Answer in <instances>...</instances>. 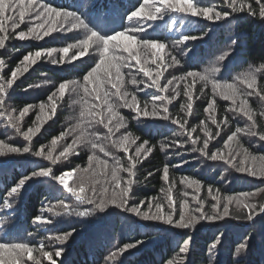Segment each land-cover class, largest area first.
Returning a JSON list of instances; mask_svg holds the SVG:
<instances>
[{
    "label": "trees",
    "instance_id": "16d2710c",
    "mask_svg": "<svg viewBox=\"0 0 264 264\" xmlns=\"http://www.w3.org/2000/svg\"><path fill=\"white\" fill-rule=\"evenodd\" d=\"M38 2L55 7L62 13H76L90 28L94 26L105 33L114 34L126 31L136 24L138 18L134 17L129 21L127 17L138 9L142 0H38ZM247 2L252 4L255 15H250L246 9L232 13L227 19L213 22L200 16L191 17L170 12L164 20L156 21L147 32L128 34L166 43L168 47L165 49V54L171 51L181 61L176 67L168 68L166 71L161 69L164 71L160 81L162 85L173 76L180 77L187 71L204 74L208 70L218 68L219 71L213 72L211 79L221 85L236 86L242 95L237 97L234 107L238 109L240 101L246 99L247 107L256 121L254 130L260 132L264 131V115H262L264 99H261V95H264V18L259 16V6L255 0H247ZM197 3L202 6L217 5L220 11H231L223 5L222 0H197ZM145 10L149 9L146 7ZM172 18L177 24L175 30L169 31L168 26ZM59 19L57 27L60 30L52 31L42 39H37L36 34L33 33L25 40L17 39L16 34L20 31L28 33L30 28L41 21L26 16L25 22L21 23L15 32L11 30V21L6 22L9 39L6 40L5 47L0 49V60L4 61L0 76L4 81L11 79V72L17 67H22L21 62L26 55L38 50L43 54L40 58H35L34 64L28 65L26 72L18 73L11 88L6 91L4 106L0 108V112L4 113L0 115V142L8 147L23 149L28 146L31 149L30 153L11 152L8 147L0 149V242L8 244L23 242L32 246L33 255L40 264H50L39 252L41 244L44 245L45 251L53 253L56 264H264V213L260 212V206L264 205V180L257 179L247 172L239 173L235 167L221 160L210 159L214 152L227 157V153L224 154L223 151L227 137L238 127L249 128L252 121L239 111L236 113L227 111L229 107H233L232 102L223 99L219 92L214 93L211 83L204 86L202 81L196 82L193 90V110L189 116L186 115V109L181 110V106L187 101L183 95L184 81L174 80L167 92L160 93L155 88H146L143 83L134 86L125 76V84L121 91L127 90L136 94L141 108L147 101L149 112L152 111V96L172 97L175 95L172 87L179 84L177 91L181 94L169 105V120L161 118L164 113L159 109V105L163 102L155 101L159 116L145 117L141 114L137 117L135 112L121 107L118 111L125 118V127L120 128L118 132L114 128V133L108 134L107 129L99 123H93L89 127L88 121L92 117L87 114L81 116V112L85 111L88 105L101 103V100H93L92 96L85 95L84 77L92 72L104 57L103 46L91 42L85 49L82 41L87 40L90 31L82 26L68 31V28L76 22L75 17L65 18L62 14ZM148 23L152 22L148 21ZM42 32L43 30H40L41 35ZM181 34L200 38L190 40L186 45H174V41ZM64 47L69 48L66 56L59 51ZM51 49L58 51L48 56L47 52ZM121 54L127 55V53ZM108 55H111V49ZM62 56L63 60H61ZM221 56L224 58L219 59ZM73 57L77 58L73 59ZM53 60L56 63H53ZM108 63L106 59L105 65L90 77L87 82L90 90L100 86L105 78V68ZM133 64L135 65V62ZM149 66L155 68V65ZM121 71L129 72L127 68ZM136 75L138 80L151 83L142 73ZM253 77L256 80L255 90L249 88L247 84ZM62 82H68L69 86L62 98L59 95L54 98L55 113H52L51 107H46L41 114L40 103L44 102L48 105L49 96L58 91V86ZM103 87L115 92V89L107 83H104ZM220 91L227 92V89L222 88ZM249 92L252 95H248ZM256 92H260L261 95H257ZM112 99L115 100V97ZM213 99L215 108L209 113L206 109ZM85 101H88V105ZM26 106L33 107L21 118L20 113ZM102 108L106 112L107 105H102ZM37 115H41L46 122L30 141L26 140L23 133L36 126ZM210 115L216 117L217 123L223 121L226 116L229 122L226 126L220 123V136L210 141L208 156H202L199 152L191 151L192 145L184 129L178 124H172L171 119L181 121L187 119L188 123L185 127L189 130L196 127L197 131L192 133V136L200 137L197 147H202L206 138L202 131L204 125H207L213 135L218 130L217 125L212 124L209 119ZM48 116H51V119H47ZM103 118L106 122L108 115L105 114ZM95 119L99 120L100 117L96 116ZM116 122L113 121V127ZM16 127H19V133ZM62 133L68 135L61 139ZM82 133L84 138L72 145ZM92 133H100L98 143L104 146L105 151L109 153L108 156L99 149L91 148L89 141L95 139ZM129 133L131 136L126 145L127 152L114 146L113 141H120ZM54 138L57 140L55 146L52 145ZM132 140H135V143H132ZM145 141H147L145 149L150 148L151 152H142L139 157L140 162L136 166V175L133 178L136 181L133 186L134 196L128 201L129 208L133 205H142L141 211H147L148 203L157 197L165 204V212L169 210L161 191L162 188L166 190L168 187L162 180V170L165 165L169 166L170 180L175 181L172 196L175 201L174 219L176 220L179 219L180 205L184 200L189 202L190 207H196L192 200L193 195L203 199L206 213L214 214L212 205L216 201L208 195L209 187L213 189L214 195L217 194L216 190L219 192L221 214L224 197L234 196L244 199V193L252 194L246 199L249 204H255L256 208L250 211L249 208L235 205L233 201L229 205V214L223 219L202 220L194 228L181 229L160 221L144 220L141 216L111 203L104 212H92L90 210L95 207L94 204L77 201L70 191L53 178L72 171V180L68 182L69 188L78 189L79 177L83 170L88 168L90 181L86 186V193L82 195L98 202L102 187L107 186L111 195L114 158H119L121 164L127 165L128 157L134 156L136 148ZM173 141L185 143L180 147L173 144ZM69 145H72L71 151L66 157L60 156ZM42 146L46 154L52 152L53 158H56L55 163L43 156L32 155ZM230 147L231 150H238L243 159L245 149L250 157L264 156V141L259 140L258 136L240 133L237 139L231 142ZM90 156H96L98 160H106L108 168L105 170L98 160L93 161L89 168ZM48 167L53 170L51 176L33 177L26 181L24 189L18 195H9L11 187L15 186L20 178ZM93 172L96 175H92ZM119 176L123 180L129 178L128 173L124 171L119 172ZM184 177L200 182L199 193H196L195 186L188 187L180 183ZM93 186L96 188L95 195L92 192ZM185 192L188 193L187 196L184 195ZM5 200L11 203L10 207H3ZM81 211H90V214L85 216L76 214ZM249 214L259 217L250 223L252 219H247ZM38 216L44 217L47 222H35L34 218ZM72 230H74L73 235L65 242L60 243L56 239ZM217 240L219 243L213 248L212 245ZM186 241L188 251L182 253L180 250L185 246ZM136 242H139L137 247L119 251L124 245ZM241 244L245 245L243 249H239ZM57 249H63L59 257L55 256ZM0 258L8 260L9 253L3 252ZM25 260L27 264H32L26 256Z\"/></svg>",
    "mask_w": 264,
    "mask_h": 264
},
{
    "label": "snow or ice",
    "instance_id": "6c2138e0",
    "mask_svg": "<svg viewBox=\"0 0 264 264\" xmlns=\"http://www.w3.org/2000/svg\"><path fill=\"white\" fill-rule=\"evenodd\" d=\"M224 6L230 9V12L227 11H220L217 9V5L211 6H202L197 3V0H142L141 5L138 7L137 10H134L128 15L127 19L132 21L133 18H138L136 24L127 29L126 31L115 32L114 34L105 33L100 29H96L94 26L89 27V25L85 22L84 19H81L77 16L76 13L73 12H64L62 13L55 7H51L46 3L38 2V0H0V49L5 47L6 40L9 39L8 28L6 27V22L11 21V30L15 32V30L20 26L21 23L25 22V17L28 16L29 19H34L36 21H41L40 23L36 24L34 27L29 29L28 33L24 31H20L16 34V38L20 40L28 39L33 33L36 34L37 39H42L43 36L49 35L52 31L60 30L57 27V24L60 22V17L63 14L65 18L67 17H75L76 22L72 24L68 31H71L72 28L77 27H84L90 31V35L88 36L87 40L82 41L83 46L85 49L90 45L91 42H95L98 44H102L103 46V54L104 57L101 58L100 62L96 65V68L93 69L92 72H89L85 77V85L83 86V91L86 96H92L93 100H101V103H93L88 105V101H85V104L88 105L85 111L81 112V116H85L86 114L91 116L92 119L88 121L89 127L92 126L93 123L102 124L105 129H107L108 134L114 133L115 131H119L120 128L125 127V118L120 115L118 109L128 108L131 111L135 112L137 117L141 114L145 117L147 116H159L158 106L155 104V101H162L163 103L159 105V109H162L164 115L161 117L164 120H169V105L172 101L180 96V92L177 91L179 84H176L172 87V92L175 94L172 97L164 96V95H155L152 96L151 99L153 101L152 104V111H148V102L144 103L143 108L140 107V101L138 96L134 93H129L127 90L121 91L125 84V76L128 77V82L134 86H139L140 84H145L146 88H155L157 92L164 93L168 91L169 85H173L174 80L184 81V92L183 95L187 98L186 104L181 106V110L185 111L186 115H191L193 110V95H194V88L197 81H202L204 86L207 84H212V89L214 93L219 92L222 95L223 99L229 100L232 102L233 107H229L227 111L236 113L237 111L243 113L244 116L248 118V120L252 121V125L247 129L237 128L235 132L227 137V142L225 143V148H228L227 157L223 154L214 152L211 154L210 159L213 161L221 160L225 164H230L232 167L236 168V171L239 172H247L249 175L264 177V156L255 157L252 156L251 160L253 161V166H248V159L249 153L247 150H244V159H242L239 165L235 164V156L239 155V153H233L231 150V142L237 139V135L240 133H244L251 136H258L259 140L264 141V131L257 132L255 131L256 121L253 119V114L251 110L247 107L248 101L246 99H242L240 101V106L237 109L235 106L236 99L238 96L242 95L239 90L236 88L234 84H226L221 85L218 82H214L211 79V75L215 71H219L218 68H213L211 70L206 71L204 74L198 73L196 71H187L184 75L180 77L173 76L172 79L166 81L165 84H161V78L164 75V71L168 68L176 67L181 63L179 59L175 55L169 51L165 54V49L168 45L164 42H160L158 40L147 39L143 37H134L128 33L131 32H138L143 33L147 32L149 29L155 25V22L158 20H164L165 16H167L170 12L176 14H186L191 17L200 16L209 21H219L221 19H227L232 13L248 10L250 15H255L256 12L253 10L252 4L248 3L247 0H222ZM255 3L259 6V16L264 18V0H255ZM146 7L149 9L146 11ZM9 13H11L9 15ZM148 21L152 23L149 24ZM176 21L172 18L171 24L168 26L169 31L175 30ZM61 27L63 25L61 24ZM40 30H43L42 35L40 34ZM200 37L197 36H190V35H183L181 34L178 39L174 41V45H186L190 40H196ZM75 45H73L74 47ZM111 49V55L109 56V52ZM58 51L57 49H51L47 52L48 56H51L53 53ZM65 56L69 52L68 47H64L59 49ZM121 53H127V55H122ZM42 51H36L33 54L26 55L21 62L22 67H17L14 71L11 72V79L4 81V78L0 76V108H2L5 104V94L8 88H11L12 84L14 83L15 79L18 76V73L26 72L28 70L29 64H34L36 62L35 58H40L42 56ZM77 57H73L76 59ZM170 58V59H169ZM224 57L221 56L219 59H223ZM108 60V66L105 68V78L100 84L99 87H94L91 90L88 87V83L90 77L94 75L95 72L101 69L102 66L105 65V60ZM63 60V56L61 57ZM24 62H27L25 64ZM135 62V65L133 64ZM53 63H56L53 60ZM149 65H155V68L150 67ZM135 66V71L133 68ZM4 67V61L0 60V69ZM123 68H127L129 70L128 73H124L121 70ZM163 69L164 71H161ZM114 73V74H113ZM137 73H142L144 77H147L148 80L151 81L150 84L146 83L144 80L137 79ZM191 78V79H189ZM107 83L111 85V88L115 89V92L110 91L108 88H104L103 84ZM248 87L255 90L256 80L255 78H251L250 82H247ZM68 82H62L58 86V91L52 93L49 96V104L46 105L44 102H41L39 108L41 110V114H43L46 107H51L52 113L54 114L56 111V103H54V98L59 95L62 98L65 94V90L68 88ZM222 88L227 89V92L220 91ZM202 92V89H201ZM102 94V95H101ZM257 95H261L260 92H256ZM248 95H252L251 92ZM129 96L131 97L129 99ZM115 97V100L112 98ZM198 98V97H197ZM261 99H264V95H261ZM119 101V103H116ZM102 105H107L106 112L102 108ZM33 106H26L22 112L20 113L21 118L29 112V109ZM215 108V100L213 99L206 109L209 113H212ZM95 109H101L100 111H94ZM4 113L0 112V115ZM108 115V119L105 122L104 115ZM264 115V114H262ZM99 116L100 119L96 120L95 117ZM47 119H51V116H48ZM209 119L211 120L212 124L217 125V131L215 135H213L212 131L204 125L202 131L204 136L206 137L203 140L202 147H197L198 142L200 141V137L196 136L193 138L192 133L197 131L196 127H192L190 130L185 127L187 125L188 120L185 119L183 121L178 119H171L172 124H178L181 129H184V133L188 137V141H190L192 148V152H199L202 156H208L209 150V143L211 140L218 138L220 136V123L224 124L225 126L228 124L227 116L221 121L217 123L216 117L214 115H210ZM113 121H117L116 124L113 125ZM46 122V120L41 118V115H37V123L34 128H29L26 133H23L26 140H31L32 136L40 131V127L42 124ZM203 124V121L201 122ZM15 127V125H14ZM80 127V125H77ZM16 131L19 133V127H16ZM68 133H62L61 139L67 136ZM92 136L95 139L89 141L90 146L92 149H99L100 152H103L105 156H108L109 153L105 151V148L102 144L98 143L100 140V133H92ZM179 135V133H177ZM131 134L125 135L122 137L120 141H113L114 146L119 148L122 151L127 152V143L129 141ZM84 138V134L82 133L80 137H77L76 140L72 142V145L77 144L81 139ZM138 139V137L136 138ZM57 140L54 138L52 141V145L55 146ZM132 143H135V140H132ZM173 144L183 147L185 142L183 141H173ZM144 144L140 145L136 148L134 156L128 157L127 165L121 164L119 158H114L115 163L112 168L111 173V180H112V191L111 195H109V188L107 186L102 187L101 189V196L99 201L82 195L87 191V184L90 181L89 176V169L86 168L81 173L79 180H80V187L78 189L69 188V183L66 177H70L73 175L72 171L65 172L59 177H53L57 179L58 182L63 185L65 189L70 191L72 195L76 198L77 201H81L84 203L94 204L95 207L90 210L92 212L99 211L104 212L105 208L109 205V203L115 205L118 208H122L125 211H130L135 213L138 216H141L144 220H155L160 221L164 224L171 225L175 228L187 229V228H194L196 224H198L202 220L214 221L217 219H223L225 215L229 214V205L236 201V203L242 207L249 208L250 211L256 208L255 204H249L247 202V197H249L250 193H244L242 199L241 197H234V196H227L224 197V204L222 209V214L220 210L221 200L219 197V192L216 190L217 194H213V189L211 187L208 188V195L212 198V200L216 201L215 204L212 205V208L215 210L214 214H208L204 211V201L203 199L199 198L198 195H193L192 200L195 203L196 207L192 208L189 205L187 200H184L180 207L181 212L179 215V219H174L175 216V201L172 196V191L175 186V181L170 180V172L169 166L165 165L162 170V180L164 181L165 185H168L167 189H161L164 194V198L167 202L168 211L165 212V204L160 202L159 198L154 197L151 202L147 205V211H141L142 205H133L132 207H128V201L133 198V186L136 181L133 179L136 175V166L140 162L139 157L141 156L142 152H151V149H145ZM72 145H69L64 149L63 152L60 153V156H65L68 152L71 151ZM8 147L7 145L0 142V149ZM163 147V146H162ZM8 150L11 152H23V153H30L31 149L28 146L23 147V149L17 147H8ZM77 154L78 153H74ZM32 155L37 157H45L46 159H50L53 163L56 162V158H53L52 152L49 151L47 154L45 153V148L42 146L38 151L32 153ZM229 157L231 159H229ZM261 162L259 170H255V162L256 160ZM98 158L96 156L89 157V168L92 166L93 161H97ZM100 165H103V168L106 170L108 168V162L106 160H98ZM124 171L128 173V179L123 180L119 176V172ZM53 173L51 167L42 168L37 171H33L29 176H25L19 179L18 183L11 187L9 195H18L23 189L26 184V181L32 179L33 177H49ZM103 174V173H102ZM92 175H96L95 172ZM151 175V173H149ZM99 183V181H96ZM180 183L186 184L188 187L195 186L196 193H199L201 184L200 182L189 179L184 177L181 179ZM93 195L96 194V188L93 186L92 188ZM185 196L188 195L187 192L184 193ZM11 206V203L8 200H5L3 203V207L8 208ZM155 209V211H153ZM90 211H81L77 212L76 214L79 216H85L90 214ZM260 212H264V205L260 206ZM199 213V215H196ZM35 222L42 223L47 222L44 217H35ZM247 219H253L252 214L247 216ZM74 230L65 233L56 237V239L63 243L65 242L70 236L73 235ZM139 242L130 243L124 245L123 249H120V252L126 251L131 248L137 247ZM219 243L217 240L213 243L212 247L215 248L216 245ZM188 242H185V246L181 248L182 253H187ZM245 245L241 244L239 249H243ZM238 249V251H239ZM63 249H57L55 251V256L59 257L62 254ZM3 252L9 253V259L3 260L0 258V264H27L25 260V256L27 260L32 261V264H40V261L35 258L33 255L34 249L32 246L23 243H3L0 242V254ZM40 254L47 258L50 264H56V261L53 259V253L44 250V245L41 244L39 246ZM116 255V253H113Z\"/></svg>",
    "mask_w": 264,
    "mask_h": 264
},
{
    "label": "rangeland",
    "instance_id": "374dc122",
    "mask_svg": "<svg viewBox=\"0 0 264 264\" xmlns=\"http://www.w3.org/2000/svg\"><path fill=\"white\" fill-rule=\"evenodd\" d=\"M228 150H229L228 148H224V150H223V151H224V154H225V153H228ZM232 151H233V153H239V155H236V156H235V161H234L235 164L239 165L240 161L243 159L242 157H240V155H242V154H240V152H239L238 150H236V149H233ZM243 155H244V154H243ZM229 159H231V158L229 157ZM248 161H249L248 165H249V166H253V161L251 160L250 155H249V159H248ZM260 165H261V162L257 159L256 162H255V165H254L255 170L258 171ZM64 173H65V172H64ZM239 173L244 174V172H239ZM62 174H63V173H62ZM62 174H61V175H62ZM252 176H253V175H252ZM253 177H255V178H257V179L264 180V177H259V176H253ZM66 179L68 180V182H70V181L72 180V176H70V177H66ZM234 203H235V205L239 206V205L236 203V201H234ZM263 213H264V212H262V214H263ZM257 217H259V215L254 216L253 219L250 221V223H252L254 220H256Z\"/></svg>",
    "mask_w": 264,
    "mask_h": 264
}]
</instances>
